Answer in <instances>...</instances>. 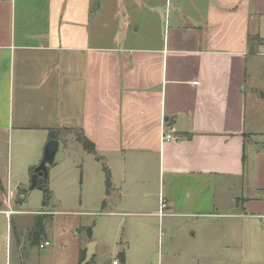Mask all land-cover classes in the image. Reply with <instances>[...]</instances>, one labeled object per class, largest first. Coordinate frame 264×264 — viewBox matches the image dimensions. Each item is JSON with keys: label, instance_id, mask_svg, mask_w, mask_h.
Listing matches in <instances>:
<instances>
[{"label": "crops", "instance_id": "1", "mask_svg": "<svg viewBox=\"0 0 264 264\" xmlns=\"http://www.w3.org/2000/svg\"><path fill=\"white\" fill-rule=\"evenodd\" d=\"M259 56L264 0H0V212L23 200L13 160L31 181L48 140L75 136L103 165V203L148 216L140 231L164 215L262 229Z\"/></svg>", "mask_w": 264, "mask_h": 264}, {"label": "rangeland", "instance_id": "2", "mask_svg": "<svg viewBox=\"0 0 264 264\" xmlns=\"http://www.w3.org/2000/svg\"><path fill=\"white\" fill-rule=\"evenodd\" d=\"M256 60L254 78L264 82V56ZM258 145L264 147V142ZM64 147L57 148L47 171L48 196L38 186L29 188L28 173L16 183L13 160L8 185L24 196L19 203L11 199L19 211L8 217L0 212V264H75L79 249L91 241L90 264H264V225L253 229L248 215H164L160 224L156 218L148 230H138V221L149 220L148 216L103 203L107 185L103 165L75 136ZM226 194L227 202L231 196H242L238 189H227ZM37 223L43 231L35 238ZM46 238L50 244L40 248L38 241Z\"/></svg>", "mask_w": 264, "mask_h": 264}, {"label": "water", "instance_id": "3", "mask_svg": "<svg viewBox=\"0 0 264 264\" xmlns=\"http://www.w3.org/2000/svg\"><path fill=\"white\" fill-rule=\"evenodd\" d=\"M58 147V141L55 138H51L44 146L43 156L39 164L33 169L31 175V181L29 188L32 189L43 183V180L47 178L48 166L53 162L55 152ZM94 242L91 241L86 246L84 258L80 264H90L92 255L94 252Z\"/></svg>", "mask_w": 264, "mask_h": 264}, {"label": "trees", "instance_id": "4", "mask_svg": "<svg viewBox=\"0 0 264 264\" xmlns=\"http://www.w3.org/2000/svg\"><path fill=\"white\" fill-rule=\"evenodd\" d=\"M78 138L81 141V143L83 144V146H84L85 149H87L90 152H94V146H93V144L86 137H84L83 135H81ZM46 179L43 180V183L41 185V188L44 190L45 196H48V188H47V180ZM106 183H107V188H108L109 187V180L108 179H107ZM33 231H34L33 232L34 233V237H38L39 233L42 232V226L37 223L35 225V228H34ZM119 255L123 259V257H124L123 252H121ZM83 257H84V250L81 252V259Z\"/></svg>", "mask_w": 264, "mask_h": 264}, {"label": "built area", "instance_id": "5", "mask_svg": "<svg viewBox=\"0 0 264 264\" xmlns=\"http://www.w3.org/2000/svg\"><path fill=\"white\" fill-rule=\"evenodd\" d=\"M179 138H180L179 135H177V134H175L173 132L166 131L164 129V127L161 129V134H160L161 141H163V140H177ZM162 207H164V203L163 202H161V208ZM11 213H12V210L11 209L5 210V214L6 215H10ZM48 243H49L48 241H44L42 244L39 245V247L42 248L43 246L48 245ZM115 263H116V261H115Z\"/></svg>", "mask_w": 264, "mask_h": 264}]
</instances>
